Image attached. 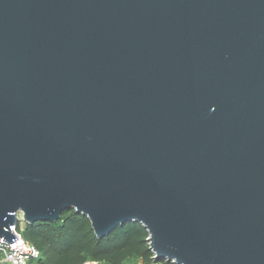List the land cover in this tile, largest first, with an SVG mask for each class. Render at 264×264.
Masks as SVG:
<instances>
[{
  "label": "water",
  "instance_id": "water-1",
  "mask_svg": "<svg viewBox=\"0 0 264 264\" xmlns=\"http://www.w3.org/2000/svg\"><path fill=\"white\" fill-rule=\"evenodd\" d=\"M69 210L264 264V0H0V239Z\"/></svg>",
  "mask_w": 264,
  "mask_h": 264
},
{
  "label": "trees",
  "instance_id": "trees-1",
  "mask_svg": "<svg viewBox=\"0 0 264 264\" xmlns=\"http://www.w3.org/2000/svg\"><path fill=\"white\" fill-rule=\"evenodd\" d=\"M22 235L40 252L36 264H122L130 258L143 264H172L154 260L147 232L138 223H125L97 239L88 219L73 210L63 212L54 223L37 221L23 228Z\"/></svg>",
  "mask_w": 264,
  "mask_h": 264
},
{
  "label": "built area",
  "instance_id": "built-area-1",
  "mask_svg": "<svg viewBox=\"0 0 264 264\" xmlns=\"http://www.w3.org/2000/svg\"><path fill=\"white\" fill-rule=\"evenodd\" d=\"M18 222L11 226V230L16 239L8 243L0 239V264H27L31 259H38L39 250L22 235L23 228L19 222L22 220L21 214L17 215ZM85 264H97L88 262Z\"/></svg>",
  "mask_w": 264,
  "mask_h": 264
},
{
  "label": "rangeland",
  "instance_id": "rangeland-1",
  "mask_svg": "<svg viewBox=\"0 0 264 264\" xmlns=\"http://www.w3.org/2000/svg\"><path fill=\"white\" fill-rule=\"evenodd\" d=\"M20 226L23 228L24 227V222L21 220L19 222ZM27 264H36V259H31L27 262ZM97 264H102V263H97ZM122 264H143L142 260L139 258H130L122 262ZM152 264H165L164 262L162 263H152Z\"/></svg>",
  "mask_w": 264,
  "mask_h": 264
}]
</instances>
